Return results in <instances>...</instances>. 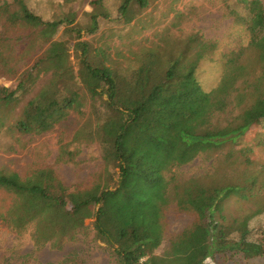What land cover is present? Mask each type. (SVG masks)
Wrapping results in <instances>:
<instances>
[{
  "label": "trees",
  "instance_id": "16d2710c",
  "mask_svg": "<svg viewBox=\"0 0 264 264\" xmlns=\"http://www.w3.org/2000/svg\"><path fill=\"white\" fill-rule=\"evenodd\" d=\"M157 1L0 0V77L14 82L0 87V136L58 132L74 151L58 163L77 164L84 149L99 163L68 185L53 166L1 167L11 198L1 219L18 237L29 233L39 252L76 242L92 219L115 264H264V162L253 159L254 147H239L253 127L264 129V0H210L226 17L253 22L207 77L219 43L184 31L196 8L156 17ZM146 16L159 25L139 40L152 28ZM196 159L211 164L182 172ZM257 190L263 196L241 218H216L228 196ZM82 256L73 251L57 264ZM40 260L17 254L5 264Z\"/></svg>",
  "mask_w": 264,
  "mask_h": 264
},
{
  "label": "rangeland",
  "instance_id": "374dc122",
  "mask_svg": "<svg viewBox=\"0 0 264 264\" xmlns=\"http://www.w3.org/2000/svg\"><path fill=\"white\" fill-rule=\"evenodd\" d=\"M88 5V4H86ZM185 8H196V17L193 21L184 26V31L187 34L199 32L206 40H214L219 43V56L213 58L216 60L212 63H207L203 77L214 73L218 60H223L221 54H228L232 50H236L239 45L244 44L247 40L246 33L242 34V29L251 24L253 19H246L239 16L235 18L226 17L224 10L219 7L217 2L211 3L210 0H158L155 3L154 10H150L154 16L169 14L173 10H184ZM86 11H89L87 7ZM172 14H170L171 16ZM151 16L144 17L152 28L144 31L143 35L138 37L139 40L145 37H151L155 28L159 25L157 21L151 24ZM246 32V31H245ZM6 61V60H3ZM25 61V60H23ZM202 77V78H203ZM50 79V72L44 76L33 88L31 94L24 98L21 107L32 98L36 97L39 92L44 88L45 84ZM14 85L13 81H9L6 77H0V87L10 88ZM209 87V85H208ZM60 135L58 132H51L39 138L24 139L20 135H1L0 136V168H8L15 171H24L29 165H44L53 166L55 172L60 176L63 182L74 184L81 179H85L88 175L93 173L96 165L99 163L88 162V154L91 150L84 149L78 156L77 164L73 165L71 162L66 161L60 164V158H66L73 154L72 149H67L62 143L59 142ZM22 141L21 144H17ZM26 141H33L31 145L24 147ZM264 142V129L255 128L247 133L242 139L239 140L240 148L254 147L253 159L259 161V164L264 162V149L257 147V143ZM24 147V148H23ZM232 146L226 148L230 149ZM237 149V147H236ZM233 151V150H232ZM74 159V158H72ZM69 158L68 160H72ZM88 162V163H86ZM211 163H203L201 159H196L193 163L187 165L182 169V172L189 173L193 170L195 173L202 168H206ZM0 172L1 169H0ZM112 188L118 187V174H115L111 179ZM263 196L262 191H254L243 199L233 198L234 195L228 196L220 204L217 205L216 218L223 214L233 219L235 217L241 218V208L248 209L259 203V199ZM11 198L8 193L0 188V264H5V261L10 259L13 255L34 253L38 258H41L40 263L57 264L70 252H77L82 254L81 264H115V261L110 254L107 243L94 239V224L95 221L89 219L85 227L82 229L76 242H69L64 249H58L55 242L47 244L39 252V249L31 242L29 233L20 238L17 236L16 230L10 228L1 219L2 205H9Z\"/></svg>",
  "mask_w": 264,
  "mask_h": 264
}]
</instances>
